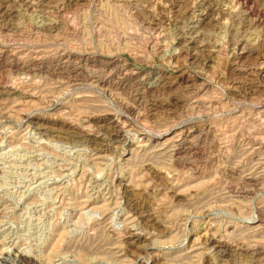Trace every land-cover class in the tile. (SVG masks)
<instances>
[{"label": "rangeland", "instance_id": "374dc122", "mask_svg": "<svg viewBox=\"0 0 264 264\" xmlns=\"http://www.w3.org/2000/svg\"><path fill=\"white\" fill-rule=\"evenodd\" d=\"M0 264H264V0H0Z\"/></svg>", "mask_w": 264, "mask_h": 264}, {"label": "bare ground", "instance_id": "6f19581e", "mask_svg": "<svg viewBox=\"0 0 264 264\" xmlns=\"http://www.w3.org/2000/svg\"><path fill=\"white\" fill-rule=\"evenodd\" d=\"M180 124H181V123H180ZM118 125H119V124H118ZM174 131H175V130H174ZM162 136H163V135H162ZM131 189H132V188H131ZM131 189H129V190H131ZM127 191H128V190H127ZM130 193H131V192H130ZM132 202H133V201H132ZM135 203H136V202H135ZM133 205H134V204H133ZM138 206H139V205H138ZM137 208H138V207H137ZM138 209H139V208H138ZM136 210H137V209H136ZM136 210H135V211H136ZM146 216H147V215H146ZM142 218H143V217H142ZM146 218H147V217H146ZM152 219H153V218H152ZM149 220H151V219H149ZM146 221H147V220H146ZM137 236H139V235H137ZM140 236H141V235H140ZM133 237H136V236L133 234ZM143 238H144V237H143ZM138 239H140V237H139ZM141 239H142V238H141ZM129 240H130V238L128 239V241H129ZM133 240L135 241L136 238H134ZM145 240H146V239H145ZM134 241H133V242H134ZM215 241H216V240H215ZM139 242H140V241H139ZM139 242H138V243H139ZM213 242H214V241H213ZM138 243H137V244H138ZM142 243H144V242H142ZM137 244H136V245H137ZM133 245H135V243H134ZM217 248L219 249V252L222 251V252L224 253L225 250L222 249V248H223L222 246L219 245V246H217ZM226 250H227V249H226ZM226 252H227V251H226ZM224 254H225V253H224Z\"/></svg>", "mask_w": 264, "mask_h": 264}]
</instances>
